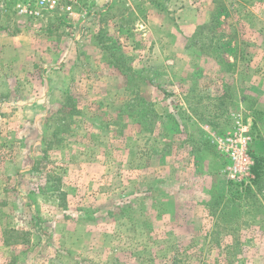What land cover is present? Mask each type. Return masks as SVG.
Wrapping results in <instances>:
<instances>
[{
  "label": "rangeland",
  "instance_id": "374dc122",
  "mask_svg": "<svg viewBox=\"0 0 264 264\" xmlns=\"http://www.w3.org/2000/svg\"><path fill=\"white\" fill-rule=\"evenodd\" d=\"M6 9L0 264H264V173L245 190L224 146L239 118L264 157V0ZM71 113L54 194L33 167Z\"/></svg>",
  "mask_w": 264,
  "mask_h": 264
},
{
  "label": "built area",
  "instance_id": "2783aa9c",
  "mask_svg": "<svg viewBox=\"0 0 264 264\" xmlns=\"http://www.w3.org/2000/svg\"><path fill=\"white\" fill-rule=\"evenodd\" d=\"M83 0H0L1 9L7 12L8 4H17L21 15L33 14L34 7L37 8L36 14H40L45 10H53L56 8H66L72 10L74 6L79 5ZM42 10V11H41ZM236 126L234 132L225 140L224 146L228 157L231 160L229 171L233 172L232 179L235 182L250 184L254 180L252 167L254 161L249 152V143L251 138L247 135V128L242 120L236 118Z\"/></svg>",
  "mask_w": 264,
  "mask_h": 264
},
{
  "label": "trees",
  "instance_id": "16d2710c",
  "mask_svg": "<svg viewBox=\"0 0 264 264\" xmlns=\"http://www.w3.org/2000/svg\"><path fill=\"white\" fill-rule=\"evenodd\" d=\"M64 112H65V109H64ZM68 115L69 114H66L65 115L66 117L64 116L65 118L62 119L60 122H58L57 126L54 128V131L52 132L51 139L50 140L48 139L46 142L44 139L45 147L42 150V154H41L40 158L35 162V165L33 167V171L40 173L45 182L54 183L55 186H47V189L52 190L53 193L59 191L61 179L59 178V176L55 175L52 171L45 168L46 164H44V166H43V160L44 159L46 161L48 160L49 151H50V149H52V147L55 145V143L58 144V149H60L61 143L66 142V139H65L66 135H71L72 132H70V131L73 127V123L75 122L72 120H73V116H75V115L72 113L69 116ZM54 141H55V143H54ZM250 155L254 161V165L252 167V173L255 177L253 182H255V179L256 180L260 179L262 174L264 173V157H260L258 155L252 154V153H250ZM240 185H246V184L241 183ZM244 187L246 188L245 190L250 189V185H246ZM59 195L61 197L64 195V193L59 192L58 196ZM62 205H65V204L63 203ZM6 234H9L8 238L5 240L6 243H8V244H10V243L18 244L20 242L18 239L19 238L22 239L21 234L19 232H17L16 230H10ZM12 239H14V240H12Z\"/></svg>",
  "mask_w": 264,
  "mask_h": 264
}]
</instances>
